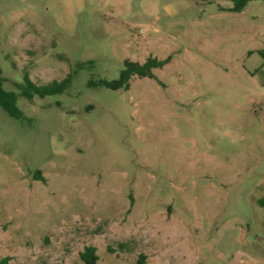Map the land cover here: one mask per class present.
Here are the masks:
<instances>
[{"label":"rangeland","instance_id":"rangeland-1","mask_svg":"<svg viewBox=\"0 0 264 264\" xmlns=\"http://www.w3.org/2000/svg\"><path fill=\"white\" fill-rule=\"evenodd\" d=\"M0 0V259L264 264V0ZM168 59L116 80L131 60ZM94 61L85 69L79 63Z\"/></svg>","mask_w":264,"mask_h":264},{"label":"trees","instance_id":"trees-1","mask_svg":"<svg viewBox=\"0 0 264 264\" xmlns=\"http://www.w3.org/2000/svg\"><path fill=\"white\" fill-rule=\"evenodd\" d=\"M234 3L231 11L241 12L251 0H231ZM169 62L168 59L159 60L157 58H148L144 63H139L131 60L124 62V68L120 72V76L116 80L107 81H93L92 85L96 87H105L111 90H129L131 87V80L135 76L141 78H153L154 69L162 68ZM94 64V61L88 63H79V69H85L88 65ZM3 71L0 66V108L3 109L10 117L20 120L23 117V112L18 106L21 97L32 100L35 96L45 98L47 96L59 95L67 91L72 85L73 75L69 73L64 79L60 81H52L45 85H37L34 83L28 74L24 75L23 83H16V90H6L4 88ZM259 205L264 207V197L259 201ZM80 258L84 264H97L99 256L97 249L94 246H88L80 254ZM10 257H3L0 259V264H11ZM136 264H147L146 256L140 254Z\"/></svg>","mask_w":264,"mask_h":264}]
</instances>
